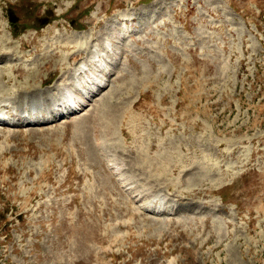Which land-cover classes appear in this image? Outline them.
I'll return each instance as SVG.
<instances>
[{
    "label": "rangeland",
    "instance_id": "obj_1",
    "mask_svg": "<svg viewBox=\"0 0 264 264\" xmlns=\"http://www.w3.org/2000/svg\"><path fill=\"white\" fill-rule=\"evenodd\" d=\"M0 51L12 116L88 95L0 123V264H264V0H0Z\"/></svg>",
    "mask_w": 264,
    "mask_h": 264
},
{
    "label": "bare ground",
    "instance_id": "obj_2",
    "mask_svg": "<svg viewBox=\"0 0 264 264\" xmlns=\"http://www.w3.org/2000/svg\"><path fill=\"white\" fill-rule=\"evenodd\" d=\"M4 38V37H3ZM79 46V45H78ZM80 48V47H79ZM4 52V51H3ZM3 56H5L1 51H0V58H2ZM83 66V65H82ZM78 70V69H77ZM68 75V74H67ZM66 75V76H67ZM68 77V76H67ZM65 79H66V77H65ZM64 85V84H63ZM57 88L59 89V90H64L63 92H64V94L65 95H67V96H69V97H71V98H69V100H70V102H72L73 101V99H72V97H74L70 92H68L67 93V90H65V89H63V86H62V83H61V86H57ZM57 88H55V89H57ZM68 100V99H67ZM64 102V101H63ZM69 102V103H70ZM33 104H34V106L36 105H38V102L37 101H34V102H32ZM74 102H72V104H73ZM80 104V103H79ZM31 105V104H30ZM74 105V104H73ZM31 106V108L29 109V112L28 113H26V114H23V115H21V114H19L18 115V113L17 114H15L16 116H13V117H16L17 118V116H18V118L17 119H19V117L20 116H22V117H26V116H30V117H36L37 115L36 114H38V113H40L41 111H40V108L37 106ZM77 105H75V108L73 107V109H70L69 111L67 110L66 112H58V114H56V117L58 116V115H67V114H69V113H71V110H76L77 108H79V107H76ZM80 107H81V104L79 105ZM49 109V108H48ZM16 113V112H15ZM54 117V116H53ZM43 118H45V117H43ZM49 118V117H48ZM58 118V117H57ZM47 119V118H46ZM50 121V120H49ZM8 122H10V121H8ZM20 122H24V123H26V124H38V125H41L40 123H46V122H48V120L45 122V119H37V118H35V119H32V121H25V120H22V121H19L17 124H20ZM10 123H12V124H15V122H10ZM22 124V123H21ZM20 124V125H21Z\"/></svg>",
    "mask_w": 264,
    "mask_h": 264
}]
</instances>
